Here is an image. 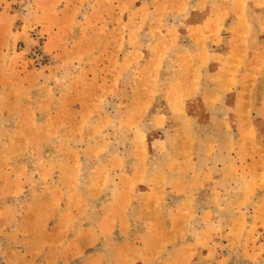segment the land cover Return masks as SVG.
Returning <instances> with one entry per match:
<instances>
[{
    "label": "rangeland",
    "instance_id": "1",
    "mask_svg": "<svg viewBox=\"0 0 264 264\" xmlns=\"http://www.w3.org/2000/svg\"><path fill=\"white\" fill-rule=\"evenodd\" d=\"M0 264H264V0H0Z\"/></svg>",
    "mask_w": 264,
    "mask_h": 264
}]
</instances>
